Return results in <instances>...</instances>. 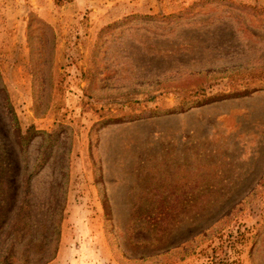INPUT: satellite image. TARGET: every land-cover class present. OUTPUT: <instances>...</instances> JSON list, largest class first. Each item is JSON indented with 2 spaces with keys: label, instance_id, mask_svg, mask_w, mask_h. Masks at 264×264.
Masks as SVG:
<instances>
[{
  "label": "rangeland",
  "instance_id": "rangeland-1",
  "mask_svg": "<svg viewBox=\"0 0 264 264\" xmlns=\"http://www.w3.org/2000/svg\"><path fill=\"white\" fill-rule=\"evenodd\" d=\"M1 86L0 264H264V0H0Z\"/></svg>",
  "mask_w": 264,
  "mask_h": 264
},
{
  "label": "trees",
  "instance_id": "trees-1",
  "mask_svg": "<svg viewBox=\"0 0 264 264\" xmlns=\"http://www.w3.org/2000/svg\"><path fill=\"white\" fill-rule=\"evenodd\" d=\"M35 26V29L38 33V41H37V47L36 51L34 52V47L31 46L30 44V37L28 36V32L31 30L32 27ZM27 41L29 44V72L33 78L34 82H38V78L39 76L37 75L38 70L40 69V65L41 63L40 58L37 56V53L39 52V49L42 47V44L44 43L45 45H48L50 52H52L53 50V46H54V39H55V35H54V31L51 27V25H49L47 22H45L44 20H42L41 18L37 17V16H29V20L27 22ZM46 38V40L44 41L43 39ZM36 55V57H35ZM255 88L251 87V88H247L244 87L242 89H235L232 90L230 92H218V93H214V94H209V95H204L203 93L201 94V99L198 100L195 104H193L194 102H192L191 105L187 106L188 104H179L178 106H175L174 108H170L167 110L168 113H173L175 111L179 112V111H183L186 108L190 107V106H195V105H199L202 103H207V102H211V101H215V100H220L222 98H225L227 96H243L246 94L251 93L252 91H254ZM34 91V88H33ZM0 93H2V100L4 105H8L7 101V94L5 92V89L3 86L0 87ZM35 93V91L33 92ZM194 93H197V91H194ZM8 112L10 113V110H8ZM10 121L12 123V133L15 137V140L17 141V143L21 142V133H20V129L17 126V124L14 121L13 116H11ZM103 203H105V198L102 200ZM105 215V217L109 216V213L106 211H104L103 213Z\"/></svg>",
  "mask_w": 264,
  "mask_h": 264
}]
</instances>
